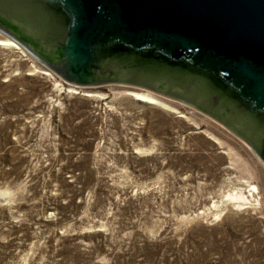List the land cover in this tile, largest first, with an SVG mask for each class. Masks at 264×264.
Returning <instances> with one entry per match:
<instances>
[{
  "label": "rangeland",
  "instance_id": "obj_1",
  "mask_svg": "<svg viewBox=\"0 0 264 264\" xmlns=\"http://www.w3.org/2000/svg\"><path fill=\"white\" fill-rule=\"evenodd\" d=\"M0 264H264V164L183 103L0 44Z\"/></svg>",
  "mask_w": 264,
  "mask_h": 264
},
{
  "label": "water",
  "instance_id": "obj_2",
  "mask_svg": "<svg viewBox=\"0 0 264 264\" xmlns=\"http://www.w3.org/2000/svg\"><path fill=\"white\" fill-rule=\"evenodd\" d=\"M0 35L77 87L183 103L264 164V0H0Z\"/></svg>",
  "mask_w": 264,
  "mask_h": 264
},
{
  "label": "bare ground",
  "instance_id": "obj_3",
  "mask_svg": "<svg viewBox=\"0 0 264 264\" xmlns=\"http://www.w3.org/2000/svg\"><path fill=\"white\" fill-rule=\"evenodd\" d=\"M0 44H5L7 46H11V47H15L17 48V44L14 43L12 40L10 39H5V40H0ZM47 75V73H46ZM136 100H139V101H142V102H146V103H149V104H157V100L153 97H151L150 95L148 94H145V93H130ZM248 195L244 196L242 194L240 195H234V196H230L228 195L227 197H232L233 199H236V200H240V201H243V202H246L248 199L247 196L250 197V195H252V193H255L257 192V187L256 186H251L248 190ZM250 192V193H249ZM247 194V193H246ZM242 202V203H243ZM248 203V202H247ZM250 203V202H249ZM245 204V203H243ZM239 207V205H238Z\"/></svg>",
  "mask_w": 264,
  "mask_h": 264
}]
</instances>
